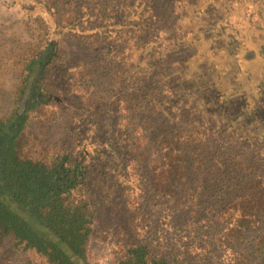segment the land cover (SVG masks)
Wrapping results in <instances>:
<instances>
[{"label":"trees","instance_id":"1","mask_svg":"<svg viewBox=\"0 0 264 264\" xmlns=\"http://www.w3.org/2000/svg\"><path fill=\"white\" fill-rule=\"evenodd\" d=\"M47 2L93 54L53 41L0 98V264L16 247L94 264L96 238L112 264H264L263 84L223 90L198 49L230 39L244 73L264 65V0ZM44 122L60 125L48 161L25 151Z\"/></svg>","mask_w":264,"mask_h":264},{"label":"rangeland","instance_id":"2","mask_svg":"<svg viewBox=\"0 0 264 264\" xmlns=\"http://www.w3.org/2000/svg\"><path fill=\"white\" fill-rule=\"evenodd\" d=\"M89 1L83 0L85 7L93 6L94 3ZM251 3L249 1L241 4L237 9L236 15L245 17L248 9H251ZM69 9V5L64 6L62 8L63 14L58 16L54 9L51 11L48 2L44 3V0H0V98L17 93L18 77L21 74L23 65L34 55V52L46 49L53 41L60 40L61 47L66 49L69 56H74L77 53H84L87 56L93 54L92 51H84L77 40L68 39V36L63 35L68 31V28H65L67 26L65 24L67 22L65 14L70 11ZM192 18L193 23L196 25V18ZM58 19L63 23L61 27L56 23ZM240 38L243 39L242 36ZM189 39L193 40L194 36L190 34ZM169 43L167 42L165 47ZM253 43L252 39H250L248 47L250 44V48H256ZM223 46L234 48L235 44L230 39L225 40L224 38L217 39L212 37L208 41L203 38L200 39L198 49L204 53L202 58H200L201 63L204 65L200 67L214 65L215 68L213 70H218L215 77L223 75L221 88L227 92L239 86V83H243L245 88L254 87L251 85L253 81L255 86L263 84L264 88L263 63H260V60L252 61L249 66V73H244L247 62L243 60L245 57L243 55L247 53V50L242 47L239 54L240 58H238L234 56L235 51L232 54H228L223 50ZM211 47L214 48L215 52L210 50ZM241 62L242 66L240 67ZM236 111L237 105L235 104L231 107V112ZM59 128L60 125L58 124L44 122L41 126L33 129L36 133L41 134V138L36 139L35 136L31 135L32 140L28 142L25 148L26 154L44 158L43 160L46 161L50 160L52 154L51 146L53 145L49 143L58 138ZM46 146L51 147V150L47 151L45 149ZM90 245L89 255L94 264L113 263V243L96 238L93 239ZM10 246L8 245V247ZM14 251L13 261L9 262V264H46L45 260L33 251H27L23 247H16Z\"/></svg>","mask_w":264,"mask_h":264}]
</instances>
